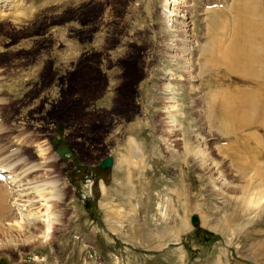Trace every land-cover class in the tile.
Listing matches in <instances>:
<instances>
[{"label": "rangeland", "instance_id": "obj_1", "mask_svg": "<svg viewBox=\"0 0 264 264\" xmlns=\"http://www.w3.org/2000/svg\"><path fill=\"white\" fill-rule=\"evenodd\" d=\"M189 2L191 61L202 64L194 94L185 81L162 86L166 75L181 76L169 58L178 29L166 27L164 0H14L0 8V157L14 148L28 162L47 155L58 182L50 234L42 236L41 223L37 240L18 242L0 226V264H264V213L232 219L242 203L216 191L186 154L197 138L200 150L204 142L236 146L215 124L213 74L222 68L209 67L231 34L223 29L232 0ZM172 101L176 145L163 113ZM200 107L204 115L193 111ZM254 144L264 152V136ZM108 157L112 167L101 170ZM6 184L0 179V197L9 202Z\"/></svg>", "mask_w": 264, "mask_h": 264}, {"label": "bare ground", "instance_id": "obj_2", "mask_svg": "<svg viewBox=\"0 0 264 264\" xmlns=\"http://www.w3.org/2000/svg\"><path fill=\"white\" fill-rule=\"evenodd\" d=\"M189 1L164 0L162 15L166 27L178 29L177 34L173 32L170 35L172 45L168 49L169 58L175 63L173 65L176 68L181 69V76H175L170 72L171 74L163 78L162 86L169 89L170 82L185 81L190 93L194 94L197 91L194 81L201 78L199 65L202 64L198 65L191 61V54L193 55L196 41L193 40V33L191 32L193 24L188 17L192 11ZM263 3L264 0H232L233 14L229 17V25L223 29L224 34L227 35L230 30L231 34L229 33V37L227 35L229 39L226 45L220 44L216 47L209 64L210 70L214 67L223 69L221 71L219 69L213 74L216 84L220 87V93L214 94L213 96L217 95L214 98L212 96L215 124H220L222 128L224 126L222 137L234 139L233 143L236 146L230 148L229 143L226 148L216 146L207 148L208 144L206 145L204 142V149L200 150L203 139L197 138L196 149L192 153H186L192 155V164L206 179H209L216 191L225 194L233 201L242 203V208H244L241 211L242 214H233L232 219L237 215L245 216L248 223L252 222L254 217L259 218L264 213V161H262L264 160V152L254 144L258 141L259 134L264 136ZM7 7L10 9L15 7L14 0H0V8ZM1 15L4 14L0 13V19L3 18ZM197 47L199 48V46ZM178 49L183 51L177 54ZM197 56L199 58L198 54L196 58ZM176 111L177 105L172 101L163 112L166 123L169 124V141L173 145H176L179 139L177 136L171 135L173 130L170 125L173 122L169 120H172ZM193 111L204 115L201 107L193 109ZM217 133L221 137L222 131ZM217 135L214 134L211 137ZM216 138H211V140L214 141ZM38 148L41 155L46 154L47 150L43 145ZM19 150V148H14L13 151L16 153L8 151L6 156L0 157V179L8 184L9 187L6 186V189L7 191L9 189L8 195H11H9V202L7 199L5 200L4 196L0 197V226L10 232L12 235L10 237L18 238V242L20 237H25V241L29 242L28 237L30 241L36 239L38 235L36 231L40 228L41 223H45V226L43 227V235L40 234L44 237L45 233L46 235L50 234L52 223L57 218L52 210V205L58 196L56 190L58 182L50 177L52 176V170L48 167V163H51L50 157L44 155L45 157L43 156L39 162H28L24 158L16 157L20 154ZM182 150L188 151V146L184 145ZM15 165L19 167L14 169ZM239 173H241L240 176ZM40 237L38 238L40 239Z\"/></svg>", "mask_w": 264, "mask_h": 264}, {"label": "water", "instance_id": "obj_3", "mask_svg": "<svg viewBox=\"0 0 264 264\" xmlns=\"http://www.w3.org/2000/svg\"><path fill=\"white\" fill-rule=\"evenodd\" d=\"M113 165V160L111 158H106L104 159L101 163H100V169L101 170H107L110 169ZM191 223L197 224L198 223V219L196 217H192L191 218Z\"/></svg>", "mask_w": 264, "mask_h": 264}, {"label": "crops", "instance_id": "obj_4", "mask_svg": "<svg viewBox=\"0 0 264 264\" xmlns=\"http://www.w3.org/2000/svg\"><path fill=\"white\" fill-rule=\"evenodd\" d=\"M162 232H163V231H162ZM163 236H166V237L168 238V233L164 231ZM158 248H160V247H158ZM159 250H160V249H159ZM181 256H182V255H180V257H181Z\"/></svg>", "mask_w": 264, "mask_h": 264}]
</instances>
